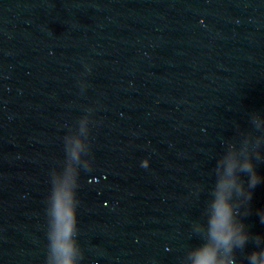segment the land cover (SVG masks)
<instances>
[{
	"label": "clouds",
	"instance_id": "1",
	"mask_svg": "<svg viewBox=\"0 0 264 264\" xmlns=\"http://www.w3.org/2000/svg\"><path fill=\"white\" fill-rule=\"evenodd\" d=\"M212 235L218 245L227 246L233 238V233L229 226V212L223 197L216 205V215L212 221ZM196 264H215L214 251L210 248L202 250L197 257Z\"/></svg>",
	"mask_w": 264,
	"mask_h": 264
}]
</instances>
